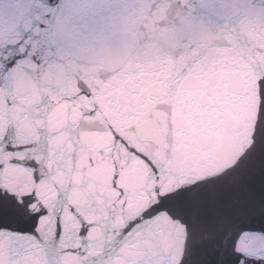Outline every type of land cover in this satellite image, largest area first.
Here are the masks:
<instances>
[{"label":"snow or ice","instance_id":"1","mask_svg":"<svg viewBox=\"0 0 264 264\" xmlns=\"http://www.w3.org/2000/svg\"><path fill=\"white\" fill-rule=\"evenodd\" d=\"M0 264H264V0H0Z\"/></svg>","mask_w":264,"mask_h":264}]
</instances>
